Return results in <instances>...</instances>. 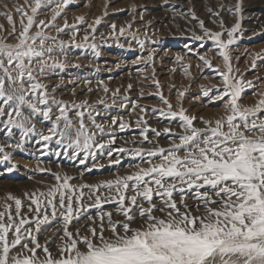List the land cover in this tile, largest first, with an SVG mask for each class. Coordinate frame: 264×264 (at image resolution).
<instances>
[{"label": "snow or ice", "instance_id": "obj_1", "mask_svg": "<svg viewBox=\"0 0 264 264\" xmlns=\"http://www.w3.org/2000/svg\"><path fill=\"white\" fill-rule=\"evenodd\" d=\"M69 2L25 0L19 4L12 0L11 7L0 4V15L10 25L5 28L0 24L4 33L0 35V124L9 136L13 128L23 129L27 136L36 131L33 117H42L53 122L48 134L41 133L42 139L57 136L66 141L68 148L75 149L73 158L87 171L103 167L95 163L88 167L89 159L96 161L98 152H106L115 164L127 155L136 161L131 165L135 170L85 185H74L70 182L74 177L53 173L57 183L46 191L26 192L23 198L8 193L0 200V264H264V92H253L259 98L251 105L241 103L245 88L253 87V82L233 75L230 57V47L242 33V0L233 7L221 4L219 10L208 8L209 14L218 18L220 31L206 28L189 10L204 32L202 36L194 34V39L212 41L225 62V70L217 71L223 88L217 86L215 96H209L211 89L203 90L210 101L223 102L224 114L215 120L200 119L203 127L197 126L196 116L189 115L182 104L174 108L159 92L165 107L152 112L175 121L180 130H158L148 124L146 106L131 102V111L140 108L136 124L142 137L133 143L151 145L131 149L111 147L117 139L112 129L124 131L131 126L123 116L108 111L116 104L119 89L102 88L113 97L111 105L104 99L98 101L104 106L102 114L87 100H57L55 89L60 85L46 82L66 64L60 59L66 57V42L46 30L60 33L71 29L73 39L78 33L77 25H69L66 19L62 26L56 23ZM45 9L51 11L50 18H41ZM224 10L238 16L230 28L220 17ZM15 16L19 17V27ZM77 19L83 22L85 18ZM101 20L97 17L88 25L93 39ZM110 27L116 29L115 24ZM125 31L123 27L119 30L121 35ZM83 39L88 41L89 35ZM139 44L143 49L144 40ZM89 47L96 49L97 45ZM155 58L153 49L145 64H154ZM199 58L212 67L203 55ZM257 58H262L261 54ZM176 59L182 61L183 57ZM252 67H256L255 59ZM154 83L159 87L158 81ZM131 87L129 84L128 89ZM129 102L125 96L119 108L127 109ZM97 117L110 121L107 130ZM149 132L156 137L165 135L169 145L150 139ZM4 147L0 145V162H9L11 157ZM114 152L120 156L113 161ZM16 167L11 164L4 171L11 173ZM109 204L116 206L115 214L121 219L113 218V211L105 208ZM49 232L56 242L48 239ZM40 236H44V243Z\"/></svg>", "mask_w": 264, "mask_h": 264}, {"label": "rangeland", "instance_id": "obj_2", "mask_svg": "<svg viewBox=\"0 0 264 264\" xmlns=\"http://www.w3.org/2000/svg\"><path fill=\"white\" fill-rule=\"evenodd\" d=\"M17 2L23 4L25 0ZM5 3L12 6V0H0V4ZM236 3L237 0H70L63 10V18H58L56 23L62 26L66 19L69 25H77L78 33L73 39L71 29L60 33L46 30L58 40L66 42V57H60L62 61L66 60L65 67L57 69L46 82L50 85H60L55 89L57 100L76 103L87 100L102 114L104 106L99 105L98 101L104 99L106 104L111 105L113 99L110 94L104 93L102 88L106 85L113 92L119 89V93L114 97L116 104L111 105L108 111L111 115L123 116L125 121L131 122V126L124 131L115 127L112 129L117 137L111 146L113 149L151 147L147 143H133L141 141L142 137L141 128L136 124L140 108L131 111V102L146 106L145 118L151 127L158 130L165 127L180 130L175 121L170 122L152 112L154 108L165 107L157 94L159 92L163 93L174 108L182 104L189 115L198 118L197 126L203 127V124L199 123L200 119L215 120L225 112L222 101H210L209 97L203 95L204 88L211 89L209 96L216 95L217 86L223 88L217 71L225 70V62L212 41L202 42L194 39V34L202 36L204 32L197 19L189 15V10L194 11L195 16L204 21L206 28L220 31L218 18L211 16L208 8L219 10L221 4L233 7ZM0 11L3 9L0 8ZM51 14L49 9H45L41 18H50ZM239 15L242 17V33L238 34L236 44L230 47V57L233 75L253 82V87H246L242 94L241 103L247 106L259 98L258 95L254 96L253 92H264V0H242V11ZM80 16L85 18L83 22L77 19ZM97 17L102 20L93 39L88 25ZM220 17L228 28L238 19L237 15L227 10L221 11ZM15 19L19 27V17L15 16ZM0 24L10 28L2 15ZM113 24L116 25L115 30L110 27ZM129 24L131 29H128ZM122 27L126 29L123 35L119 32ZM85 34L89 35L86 42L83 39ZM0 35L4 33L0 32ZM140 40H144L143 49L140 47ZM93 43L97 45L96 49L89 47ZM78 44L80 47L76 46ZM153 49L155 62L146 65L148 52ZM258 53L262 58H257ZM201 55L211 61V68L201 61ZM177 56L183 57V60L178 61ZM254 59L255 68L252 67ZM189 65L190 67H187ZM154 80L159 82V87ZM129 84L132 85L130 90ZM89 88L92 90L88 91ZM180 92L184 93L182 97L179 96ZM125 96L130 98V102L127 109H121L119 104ZM53 110L56 111L55 107ZM97 121L105 124L106 130L108 129V119L101 120L97 117ZM32 123L35 124L36 131L27 136H24L23 129L20 128H13L9 136L3 124H0V145L5 146L4 152L11 157L9 162H0V200L8 193L23 198L26 192L46 191L48 186L57 183L53 173L74 177L75 179L70 181L74 185H85L113 180L118 175H126L135 170L131 165L136 161L127 155L121 157L120 164H115L110 163L106 152L102 155L98 152L96 161L89 159L88 167L93 163L103 167L87 171L85 165L73 158L75 149L68 148L66 141L61 142L57 136H53L49 141L42 139L41 133L48 134L52 121H45L36 116L33 117ZM85 123H88L87 119ZM149 137L154 141L158 140L161 146L167 147L170 143L163 134L156 137L149 132ZM83 155L84 153H81V156ZM117 156L120 154L114 152L111 160L114 161ZM11 164L17 167L11 173L5 172L4 169ZM84 190L88 191L87 188ZM115 207L114 204L105 205L107 210L113 211L114 219H121L115 214ZM92 212L95 214V209ZM39 239L44 243V236ZM48 239L56 242L51 232L48 233ZM49 246L55 251L54 244Z\"/></svg>", "mask_w": 264, "mask_h": 264}, {"label": "bare ground", "instance_id": "obj_3", "mask_svg": "<svg viewBox=\"0 0 264 264\" xmlns=\"http://www.w3.org/2000/svg\"><path fill=\"white\" fill-rule=\"evenodd\" d=\"M257 19H258V17H257ZM257 21V20H256ZM206 114V113H205Z\"/></svg>", "mask_w": 264, "mask_h": 264}]
</instances>
